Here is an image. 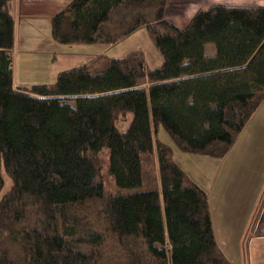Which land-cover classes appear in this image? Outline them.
<instances>
[{
    "label": "trees",
    "instance_id": "16d2710c",
    "mask_svg": "<svg viewBox=\"0 0 264 264\" xmlns=\"http://www.w3.org/2000/svg\"><path fill=\"white\" fill-rule=\"evenodd\" d=\"M12 1L0 0V264H232L174 151L222 160L264 102V7L211 6L179 29L168 0H73L52 18L57 44L113 46L146 29L161 65L147 69L142 50L98 55L15 89Z\"/></svg>",
    "mask_w": 264,
    "mask_h": 264
},
{
    "label": "crops",
    "instance_id": "0c3cea01",
    "mask_svg": "<svg viewBox=\"0 0 264 264\" xmlns=\"http://www.w3.org/2000/svg\"><path fill=\"white\" fill-rule=\"evenodd\" d=\"M72 1L13 0L10 3L9 10L15 21V46L12 52L15 89L51 84L56 82L61 72L78 68L66 64L65 56L94 58L95 51L91 47L95 45H59L52 38V18ZM216 5L264 7V0H168L165 19L175 27L184 29L199 10ZM215 51L214 48V52L211 50L207 55L205 48V55L211 57ZM43 62L51 64L50 71L44 70ZM84 65L87 64L80 67ZM203 159L193 158L192 163L197 168L208 165L224 169L227 175L226 185L218 189L219 198L215 208L212 206L213 199L202 187L201 173L205 174V170L197 169L195 178L189 176L208 194L213 231L220 249L232 264H264V192L261 193L262 186L257 189L253 183L243 180L251 172V166L264 160V102L222 160ZM214 215L217 216L216 221ZM245 247H248L247 256L246 249L243 250Z\"/></svg>",
    "mask_w": 264,
    "mask_h": 264
},
{
    "label": "rangeland",
    "instance_id": "374dc122",
    "mask_svg": "<svg viewBox=\"0 0 264 264\" xmlns=\"http://www.w3.org/2000/svg\"><path fill=\"white\" fill-rule=\"evenodd\" d=\"M92 50H94V55H106L109 58H122L127 56L133 51L137 50H143L145 53L146 58V68L147 69H154L161 65L162 63V56L155 48L151 38L149 37V34L146 29H140L127 39L123 40L122 42L113 45V46H92ZM215 46L213 44H209L206 46V54L209 55L210 51L214 52ZM94 56V57H95ZM66 64L73 65L71 67H80V65L88 64L93 58L91 56H78V55H71V56H65ZM65 64V65H66ZM48 62H43L42 66L46 72L50 71L52 66H50ZM70 67V68H71ZM39 79H43L42 76H37ZM46 82V81H44ZM49 82V81H48ZM52 82V81H50ZM47 83V82H46ZM54 83V82H53ZM133 119V114H128L126 118L122 119L121 121L117 122V127L119 130L126 131L129 127V124L131 123ZM153 128V126H152ZM154 131V140H159L163 144L170 146L174 149V143L169 134L163 129V127H160L159 130H156L153 128ZM193 158H197V156L184 154L178 150L175 149L174 151V160L181 167L190 177H196L195 173H197L198 170H205V174L202 172L201 177L203 178V189L211 196L212 200V206L215 208L217 206V199L219 198V191L218 189L224 185H226V172L225 170L212 168L211 166L204 165V167H199L192 163ZM203 159V158H202ZM206 161H213L211 159H203ZM216 162H219L216 160ZM264 160H260L254 167L251 166L250 170L251 172L243 178L245 182L253 183L256 188L261 189V193L264 192ZM147 164V163H146ZM158 164H154L149 161L148 168L146 169V178L149 179V181H153L156 176H158ZM2 170L4 171V168L2 166ZM5 189L1 196L5 195L8 190L11 187L10 180L5 176ZM200 181V180H199ZM252 192V190H251ZM1 199V197H0ZM210 206V203H209ZM211 212V210H210ZM217 220V216L214 215V221ZM251 248V247H250ZM246 249V256H247V249L248 247L244 248ZM250 250V249H249Z\"/></svg>",
    "mask_w": 264,
    "mask_h": 264
}]
</instances>
